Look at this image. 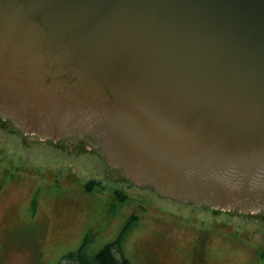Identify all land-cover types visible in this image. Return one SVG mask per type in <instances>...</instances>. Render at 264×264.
I'll use <instances>...</instances> for the list:
<instances>
[{
    "label": "water",
    "instance_id": "obj_1",
    "mask_svg": "<svg viewBox=\"0 0 264 264\" xmlns=\"http://www.w3.org/2000/svg\"><path fill=\"white\" fill-rule=\"evenodd\" d=\"M0 133L93 142L174 207L264 212V0H0Z\"/></svg>",
    "mask_w": 264,
    "mask_h": 264
},
{
    "label": "rangeland",
    "instance_id": "obj_2",
    "mask_svg": "<svg viewBox=\"0 0 264 264\" xmlns=\"http://www.w3.org/2000/svg\"><path fill=\"white\" fill-rule=\"evenodd\" d=\"M115 184L93 142L24 149L20 136L0 133V264H60L87 236L94 255L131 220L117 254L130 264H264V223Z\"/></svg>",
    "mask_w": 264,
    "mask_h": 264
},
{
    "label": "trees",
    "instance_id": "obj_3",
    "mask_svg": "<svg viewBox=\"0 0 264 264\" xmlns=\"http://www.w3.org/2000/svg\"><path fill=\"white\" fill-rule=\"evenodd\" d=\"M90 190H91V186H88V192ZM117 194L119 195V198L122 197L121 193L117 192ZM123 199L124 198H122L121 201H123ZM214 212H215V214H217L219 211H214ZM263 213L264 212L256 214V215H252L253 217L250 219L256 220L259 223H263V221H264V214ZM219 214H220V212H219ZM247 216H249V215H247ZM130 222L125 226V229L123 230V232H121V234L115 240L114 243H110V244L104 246L103 249H101L99 252L95 253L94 255H90L88 252V248H87L88 245H86V242L89 241L90 236H87V238L85 239V241L86 240L87 241L86 242L84 241L82 246L77 251L65 255L60 264H65V263H67V264H130V262L128 261L127 258L125 259L122 256H121V258L117 257V254L120 253L122 238L125 236L126 232L130 228V227H128L129 225H131ZM205 236H207V232L203 231L201 237L204 238ZM200 245L202 246V242L200 244H198L197 247L200 248ZM115 251H116V253H115Z\"/></svg>",
    "mask_w": 264,
    "mask_h": 264
},
{
    "label": "flooded vegetation",
    "instance_id": "obj_4",
    "mask_svg": "<svg viewBox=\"0 0 264 264\" xmlns=\"http://www.w3.org/2000/svg\"><path fill=\"white\" fill-rule=\"evenodd\" d=\"M83 133H81V132H78V133H76V134H70L71 136H67V137H72L73 139H76L77 137V139H81L82 138V135ZM66 137V138H67ZM63 138V137H62ZM68 139V138H67ZM67 139H65V138H63V139H60L59 140V142H57V144L58 145H62L65 141H67ZM50 143H52L53 144V142H51V141H49ZM262 212V211H261ZM260 213V212H259ZM252 214H254V213H252ZM258 214V213H257Z\"/></svg>",
    "mask_w": 264,
    "mask_h": 264
}]
</instances>
